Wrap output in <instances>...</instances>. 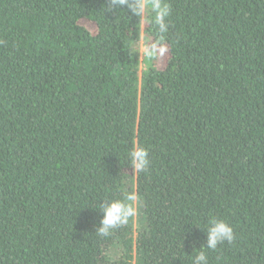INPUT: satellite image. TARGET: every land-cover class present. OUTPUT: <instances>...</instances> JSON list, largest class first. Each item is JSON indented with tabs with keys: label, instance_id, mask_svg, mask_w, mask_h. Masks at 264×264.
<instances>
[{
	"label": "trees",
	"instance_id": "trees-1",
	"mask_svg": "<svg viewBox=\"0 0 264 264\" xmlns=\"http://www.w3.org/2000/svg\"><path fill=\"white\" fill-rule=\"evenodd\" d=\"M136 2L0 0V264H264V0Z\"/></svg>",
	"mask_w": 264,
	"mask_h": 264
},
{
	"label": "clouds",
	"instance_id": "clouds-1",
	"mask_svg": "<svg viewBox=\"0 0 264 264\" xmlns=\"http://www.w3.org/2000/svg\"><path fill=\"white\" fill-rule=\"evenodd\" d=\"M121 3H124L125 0H120ZM134 10L137 13L147 10H157L156 19L159 21L164 14L167 13L168 4L163 6L160 3L149 2V0H137L134 4ZM131 157L132 167L136 171L144 170L148 164V150L144 147L135 146L129 153ZM137 196L135 193H129L126 195L124 200L114 199L110 204L103 205L104 216L102 219V225L98 232L102 235L107 236L110 232V229L117 226L126 224L130 217H134L137 214ZM215 223L214 227L209 229L208 233V246L215 248L218 239H228L233 240V229L232 227L223 220H217L213 218ZM199 261H207V257L204 252H200L197 256Z\"/></svg>",
	"mask_w": 264,
	"mask_h": 264
},
{
	"label": "rangeland",
	"instance_id": "rangeland-1",
	"mask_svg": "<svg viewBox=\"0 0 264 264\" xmlns=\"http://www.w3.org/2000/svg\"><path fill=\"white\" fill-rule=\"evenodd\" d=\"M86 26H88L91 30H94L95 29V25L93 23H91L90 21H86V20H83L82 21ZM140 47V52L141 54L146 50V46L144 44V42L142 41L139 45ZM167 59V50L166 48H161L160 50V63L163 65L165 64V61ZM138 227L140 229H143L146 225V219H145V216L143 213H140L139 215V220H138Z\"/></svg>",
	"mask_w": 264,
	"mask_h": 264
}]
</instances>
